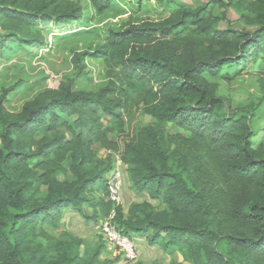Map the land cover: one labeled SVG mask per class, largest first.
Returning a JSON list of instances; mask_svg holds the SVG:
<instances>
[{"label": "trees", "instance_id": "trees-1", "mask_svg": "<svg viewBox=\"0 0 264 264\" xmlns=\"http://www.w3.org/2000/svg\"><path fill=\"white\" fill-rule=\"evenodd\" d=\"M86 1L100 15L126 12L120 0ZM153 1L165 17L109 27L102 43L72 53L71 75L19 112L6 107L16 86L2 89L0 264L119 263L102 258L103 237L91 248L66 229L69 211L95 224L114 214L123 235L178 251L184 262L171 264H264V147L249 116L227 112L218 95L219 80L251 65L264 93V0ZM85 10L73 0H0V57L46 49L45 30L84 27ZM230 10L237 27L221 26ZM89 60L105 65L107 80L77 89ZM135 96L154 123L129 130ZM115 155L130 189L165 209L144 201L126 212L109 199Z\"/></svg>", "mask_w": 264, "mask_h": 264}, {"label": "rangeland", "instance_id": "rangeland-1", "mask_svg": "<svg viewBox=\"0 0 264 264\" xmlns=\"http://www.w3.org/2000/svg\"><path fill=\"white\" fill-rule=\"evenodd\" d=\"M80 3L86 10L83 26L79 23L69 25L62 29L45 30L48 39V47L39 51L16 54L10 58L0 57V94L2 89L16 86L17 90L12 93L6 103L10 112H19L27 101L32 100L38 93L47 88H57L67 75L73 73L71 66L72 53L85 51L89 46L100 44L104 41L106 31L111 26L134 24L142 20H157L165 17L161 7L153 0H144L145 7L140 8L139 0H120L126 8L125 13L110 11L102 15L96 13L86 0H73ZM194 3L196 0H182ZM204 1V0H198ZM217 13L221 11L216 10ZM231 22L221 21V26H239L238 16L235 11L228 13ZM74 32H77L73 34ZM262 70L258 66H249L241 75L230 81H218V95L225 103L227 112L245 114L249 116L256 135L255 146L264 147V93L261 91L259 79ZM107 80L105 65L99 60L88 61V76L77 82V89L96 90ZM138 97H134L132 106L126 112V121L129 130L137 126L151 125L154 120L139 110ZM256 108L255 116L250 115V110ZM170 132L175 129L168 127ZM100 156H105V151L98 149ZM125 169V167H124ZM128 175L121 194V204L127 212L132 203L151 202L158 210L165 209L163 204L152 201L147 194H137L130 189ZM66 229L77 237L82 238L91 248H95L102 240L100 223H87L77 213L71 212L65 218ZM131 239L136 244L139 258L135 262L126 260L118 250L106 248L103 259L120 257L117 264H171L172 261L184 262L182 255L175 251L172 254L163 252L159 247L151 246L141 234H131ZM188 264V263H185Z\"/></svg>", "mask_w": 264, "mask_h": 264}, {"label": "built area", "instance_id": "built-area-1", "mask_svg": "<svg viewBox=\"0 0 264 264\" xmlns=\"http://www.w3.org/2000/svg\"><path fill=\"white\" fill-rule=\"evenodd\" d=\"M115 167L108 175L109 199L117 205L121 204V194L125 182L126 168L119 155H115ZM114 214L104 219L100 223L101 235L108 249L118 250L124 258L130 262H135L139 258V253L134 241L121 233L113 221Z\"/></svg>", "mask_w": 264, "mask_h": 264}, {"label": "crops", "instance_id": "crops-1", "mask_svg": "<svg viewBox=\"0 0 264 264\" xmlns=\"http://www.w3.org/2000/svg\"><path fill=\"white\" fill-rule=\"evenodd\" d=\"M71 212H73V211H69V212L67 213V215L70 214ZM73 213H75V212H73ZM67 215H66V216H67Z\"/></svg>", "mask_w": 264, "mask_h": 264}]
</instances>
